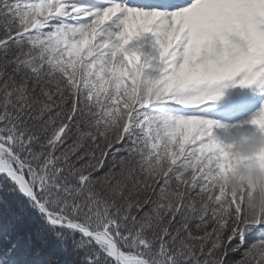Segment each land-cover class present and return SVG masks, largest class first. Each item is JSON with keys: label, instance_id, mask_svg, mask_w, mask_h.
Here are the masks:
<instances>
[{"label": "snow or ice", "instance_id": "snow-or-ice-1", "mask_svg": "<svg viewBox=\"0 0 264 264\" xmlns=\"http://www.w3.org/2000/svg\"><path fill=\"white\" fill-rule=\"evenodd\" d=\"M235 87L264 0H0V264H264V103L206 116Z\"/></svg>", "mask_w": 264, "mask_h": 264}, {"label": "rangeland", "instance_id": "rangeland-1", "mask_svg": "<svg viewBox=\"0 0 264 264\" xmlns=\"http://www.w3.org/2000/svg\"><path fill=\"white\" fill-rule=\"evenodd\" d=\"M240 95L247 96L250 99V102H245V104L234 110L224 108L225 105L229 102V100H232L233 98L235 99V97ZM262 103H264V96H261L255 90H252L251 88L235 87L229 90L228 99L224 104L220 105V107L223 106V108L222 110H220L218 116H209L211 114L212 109L206 113V116L208 118L221 120L228 123L240 120H247L259 109Z\"/></svg>", "mask_w": 264, "mask_h": 264}, {"label": "bare ground", "instance_id": "bare-ground-1", "mask_svg": "<svg viewBox=\"0 0 264 264\" xmlns=\"http://www.w3.org/2000/svg\"><path fill=\"white\" fill-rule=\"evenodd\" d=\"M245 102H250V99L245 96V95H240V96H237L235 97V99L233 98L232 100H229V102L225 105L224 108H229L231 110H234L240 106H242L243 104H245ZM223 106L222 107H217L215 109H212L211 111V114L209 116H212V117H216L218 116L220 110H222Z\"/></svg>", "mask_w": 264, "mask_h": 264}, {"label": "clouds", "instance_id": "clouds-1", "mask_svg": "<svg viewBox=\"0 0 264 264\" xmlns=\"http://www.w3.org/2000/svg\"><path fill=\"white\" fill-rule=\"evenodd\" d=\"M250 147H251L250 145H241V148L243 150H248ZM245 174H247V173L245 172Z\"/></svg>", "mask_w": 264, "mask_h": 264}]
</instances>
